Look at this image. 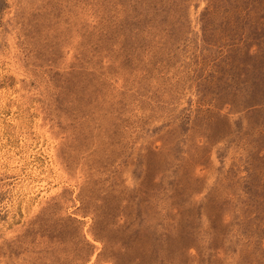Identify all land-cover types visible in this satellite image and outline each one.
<instances>
[{"label": "rangeland", "instance_id": "374dc122", "mask_svg": "<svg viewBox=\"0 0 264 264\" xmlns=\"http://www.w3.org/2000/svg\"><path fill=\"white\" fill-rule=\"evenodd\" d=\"M0 264H264V0H0Z\"/></svg>", "mask_w": 264, "mask_h": 264}]
</instances>
